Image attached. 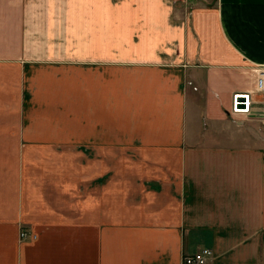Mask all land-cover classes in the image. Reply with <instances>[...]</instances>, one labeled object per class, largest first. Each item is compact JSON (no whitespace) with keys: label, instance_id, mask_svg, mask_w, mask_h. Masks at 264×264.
I'll use <instances>...</instances> for the list:
<instances>
[{"label":"crops","instance_id":"0c3cea01","mask_svg":"<svg viewBox=\"0 0 264 264\" xmlns=\"http://www.w3.org/2000/svg\"><path fill=\"white\" fill-rule=\"evenodd\" d=\"M260 70L264 0H0V264H264Z\"/></svg>","mask_w":264,"mask_h":264},{"label":"built area","instance_id":"2783aa9c","mask_svg":"<svg viewBox=\"0 0 264 264\" xmlns=\"http://www.w3.org/2000/svg\"><path fill=\"white\" fill-rule=\"evenodd\" d=\"M183 2H190L195 0H181ZM257 85L260 90H264V70L259 71V75L257 78ZM240 96H244L245 98V107H240L239 103L242 100L239 99ZM250 93H237L234 95L232 110L231 113L238 112H249L250 110ZM26 232L21 231V237H26ZM213 256V251L210 248H203L195 253L185 255L183 259V264H208L209 260Z\"/></svg>","mask_w":264,"mask_h":264},{"label":"water","instance_id":"95a60500","mask_svg":"<svg viewBox=\"0 0 264 264\" xmlns=\"http://www.w3.org/2000/svg\"><path fill=\"white\" fill-rule=\"evenodd\" d=\"M239 99L242 100V102L239 103V106L240 107H245L246 106V104H245V98L242 97V96H240Z\"/></svg>","mask_w":264,"mask_h":264}]
</instances>
